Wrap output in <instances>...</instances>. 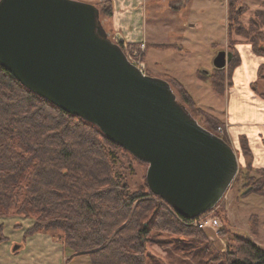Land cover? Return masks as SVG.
<instances>
[{"label":"trees","instance_id":"trees-1","mask_svg":"<svg viewBox=\"0 0 264 264\" xmlns=\"http://www.w3.org/2000/svg\"><path fill=\"white\" fill-rule=\"evenodd\" d=\"M109 4L101 9L108 17L113 11ZM245 10L241 0H227V40L232 54L228 76L238 63L234 49L238 42L230 35L233 31L245 38L254 54L264 55V29L259 30V26L264 27V3L247 28L239 22ZM166 47L156 45L158 49ZM214 71L215 75L203 73L202 78L222 95L224 69ZM257 78L264 81V64L259 66ZM165 79L197 122L226 141L216 131L223 124L198 108L175 79ZM252 87L256 90L255 84ZM200 115L204 121L197 118ZM240 151L251 168V154L243 138ZM115 152L141 162L96 125L27 89L0 66V218L14 215L32 219L24 236L57 233L66 250L74 255L87 254L90 264H158L150 261L151 246L170 243L176 249L179 237L198 236L200 229L174 213L147 185L144 191L130 192L114 170ZM248 193L264 196V178L259 186H249ZM1 231L2 225L0 242L4 240ZM236 244L238 257L192 262L264 264V248L242 238Z\"/></svg>","mask_w":264,"mask_h":264},{"label":"water","instance_id":"water-1","mask_svg":"<svg viewBox=\"0 0 264 264\" xmlns=\"http://www.w3.org/2000/svg\"><path fill=\"white\" fill-rule=\"evenodd\" d=\"M231 58L220 50L212 66ZM0 66L146 163L149 191L186 220L212 210L237 174L229 143L197 122L168 81L127 59L91 3L0 0Z\"/></svg>","mask_w":264,"mask_h":264},{"label":"rangeland","instance_id":"rangeland-1","mask_svg":"<svg viewBox=\"0 0 264 264\" xmlns=\"http://www.w3.org/2000/svg\"><path fill=\"white\" fill-rule=\"evenodd\" d=\"M80 1L87 2L85 0ZM106 2L110 3L109 5L113 10L112 2L109 0L95 1L91 4L98 8L99 19L108 32L110 40L120 45L124 52L132 55V48L138 44L118 39L109 31L108 22L112 15L108 17L101 12L103 7H107L108 3ZM226 2L227 0H147L148 27L150 30L154 28L157 30L158 35L155 37L162 44L156 45L167 47L161 49L164 52H161L159 56L155 55L153 50L148 51L146 59L144 55L143 57L141 55L145 63L144 72L164 80L166 77L173 78V75H176L185 83L187 91L191 90L202 105L207 103V106H211L212 103H215L216 98L212 95L211 84H209V80H204L202 77L204 76L203 73H206L207 77L212 74L215 75L216 72L212 66L213 57L218 51L228 52L231 48L227 40ZM241 3L246 6V10L240 15L239 22L247 28L250 20L254 17V13L263 8L264 0H241ZM188 24L195 26L190 27ZM263 29V26H259L260 31ZM230 35L233 42L235 40L238 43L246 42L245 38L238 36L234 31ZM132 58L138 57L132 56ZM156 62H160L159 66L168 69L171 74L162 76L159 70H155ZM228 71L226 66L221 74L224 86L229 82ZM197 72H199L200 77L197 76ZM195 76L203 81L201 87H197V89L189 83L196 78ZM176 77L173 79L177 81ZM170 87L180 102L177 91L173 86ZM197 118L204 121L201 115ZM216 131L225 136L222 131L219 132L217 129ZM113 155L114 170L121 178V182L129 187L130 192L144 191L146 189L147 164L133 161L130 157H125L119 152H115ZM236 155L238 159L237 174L222 199L209 213L219 219L221 226L218 229L200 230L199 235L194 238L179 237V247L176 249H173L170 243L153 245L148 249L152 258L150 261H157L158 264L225 261L227 258L240 256L236 244L239 238L264 248V196L254 193L246 194L249 186H259L264 178V172L249 168L248 160L244 158L242 161L240 154L237 153ZM8 221L11 223V220ZM0 225H2V229L3 227L7 228L6 238L12 241L14 236L13 230L10 229L12 227L6 226L5 223ZM54 235L57 236L58 234L54 233ZM59 241L61 242L60 239ZM187 242L189 243L185 245ZM14 247H19V244L15 242L11 246V251H18V248L15 250ZM68 254L70 256L66 259L67 261H59L58 264H90L87 254ZM9 257L16 261H7ZM21 258L29 259L27 251L25 253L20 252L17 257H11L3 243H0V264H39L35 261H19Z\"/></svg>","mask_w":264,"mask_h":264},{"label":"crops","instance_id":"crops-1","mask_svg":"<svg viewBox=\"0 0 264 264\" xmlns=\"http://www.w3.org/2000/svg\"><path fill=\"white\" fill-rule=\"evenodd\" d=\"M85 1L93 3L103 0ZM109 1L113 5V13L109 18L108 28L114 36L128 43L138 44L143 42L146 45L145 59L150 50H153L157 56L164 52L154 47L156 44L162 43L156 38L158 35L156 28L150 30L148 27L147 0ZM225 13L227 15L226 9ZM188 25L190 27L195 26L194 24ZM234 49L238 55V63L231 70L229 82L224 86L223 94L217 95L211 90L212 95L216 98L215 103H212L211 106H207V103L202 105L191 90L187 91L184 82L176 75H173V78L176 77L178 83L184 87L198 108L212 115L223 124L222 132L225 134L227 143L235 152L237 151L236 154H240L241 160L244 161L240 151V139L243 138L246 140L251 154L249 161L251 168L254 170L264 169V98L261 97V94L264 95V81L257 78L258 68L264 64V55L254 54L251 46L247 43H238ZM159 64L160 62L155 63V70H159L162 76L165 77L171 74L168 69L162 68ZM202 82L196 77L189 83L197 89V87H201ZM253 84L256 85V90L253 89ZM8 220H11V223ZM2 223L12 227L10 229L13 230L12 233L14 234L13 240L9 241V238H6L7 228L3 227L1 231L4 241L0 243H3L8 255L17 257L20 252L25 253L27 251L29 259L21 258L19 261L58 264L59 261H67L66 259L70 256L68 253L72 254L62 246L58 237L54 234L35 233L24 236L25 231L33 224L32 219L12 215L7 218H0V224ZM15 242L19 244V247L18 251L14 252L11 251V246ZM7 261L16 260L9 257Z\"/></svg>","mask_w":264,"mask_h":264},{"label":"built area","instance_id":"built-area-1","mask_svg":"<svg viewBox=\"0 0 264 264\" xmlns=\"http://www.w3.org/2000/svg\"><path fill=\"white\" fill-rule=\"evenodd\" d=\"M125 47V46H124ZM132 55H130L128 52H124L127 59L132 63L134 64L137 68H139L143 73L144 72V66H145V63H144V60H143V55H144V52H145V44L143 42L139 43L136 47L132 48ZM138 53V54H137ZM142 55V57H141ZM137 56L138 58L136 59H133L132 58ZM141 57V58H140ZM217 130L219 132L222 131V127H218ZM210 212H206L202 215H200L199 217L193 219V220H190V224L200 230H204L206 228H210V229H218L220 225V221L217 217L215 216H211L209 214Z\"/></svg>","mask_w":264,"mask_h":264}]
</instances>
